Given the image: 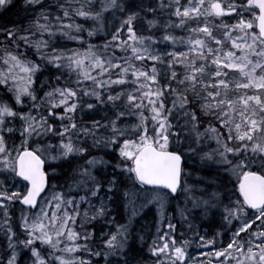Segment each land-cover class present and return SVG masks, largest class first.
Returning <instances> with one entry per match:
<instances>
[{
	"label": "snow or ice",
	"instance_id": "1",
	"mask_svg": "<svg viewBox=\"0 0 264 264\" xmlns=\"http://www.w3.org/2000/svg\"><path fill=\"white\" fill-rule=\"evenodd\" d=\"M17 11L21 23H0V264H132L130 242L145 240L132 221L153 205L154 264H264V0H22ZM165 13L174 19L161 36L141 34ZM78 18L108 39L53 47L85 43ZM174 22L188 35L170 34ZM161 39L186 47L162 53ZM157 63L171 71L161 77ZM209 134L216 147L201 151ZM197 156L200 171H187ZM208 164L212 177L201 175ZM181 192L184 206L168 213ZM117 200L127 220L93 243L90 222ZM217 216L220 229L201 234L195 221Z\"/></svg>",
	"mask_w": 264,
	"mask_h": 264
},
{
	"label": "trees",
	"instance_id": "2",
	"mask_svg": "<svg viewBox=\"0 0 264 264\" xmlns=\"http://www.w3.org/2000/svg\"><path fill=\"white\" fill-rule=\"evenodd\" d=\"M22 2V0H13V4L12 6L7 10L4 11L3 9H0V23H21L20 19H19V15L20 13H18L17 11V5H19ZM98 2V0H97ZM165 2H167V0H165ZM182 2H186V0H182ZM149 18H152L151 16H149ZM111 17L110 16H106L105 17V22L107 23L108 20H110ZM157 19L160 20V24L157 26H154L153 28H148L147 24L145 21H141V24L143 25L144 31L141 33L143 35H152V36H161L163 34V32L165 31L163 28V24L165 22L166 19H174L173 17L168 16L166 13L162 16L158 15ZM216 23V21H214ZM75 23H79L81 25L84 26V30L81 33L84 38H85V43H80V42H71V43H65V44H59L56 45L54 44L53 47H64V48H84L87 46V43H92L94 45H99L102 44L103 41L107 40L108 37L104 34L103 31L101 32H97L95 36L93 37H88L87 36V31L94 27V22L90 19L86 20L85 18H78L75 19ZM192 25H188V27H191ZM107 30V29H105ZM168 31L170 34L175 35L176 37H185L188 35L187 32V27L185 28H180L176 25V23L174 22L173 24L169 25L168 27ZM75 34V33H74ZM152 47L155 49H158L160 52L162 53H167L169 50L171 49H175L176 51H181L184 49V47H186L185 44H183L180 41H177L175 45L172 44V42L170 41H165V40H156L153 44ZM115 54L117 56H125L126 53L120 51V50H115ZM35 58V57H33ZM147 64H151L150 61L147 62ZM139 66V65H138ZM156 68H157V72L158 74H160V76L162 77L163 73L165 71H171V69H165L164 65L162 63H157L156 64ZM177 71H182L181 68L177 67L176 69ZM48 72H44L42 73L41 78L45 77V74H47ZM56 73H52V75H55ZM67 75V73H66ZM74 78V76H73ZM164 80L161 78V83H163ZM39 82L37 81V84ZM86 84L90 83V82H85ZM124 87L126 89H132L133 87H136V85H134L131 80L126 83L124 85ZM117 91H119V89H116ZM41 95H43V92L39 93ZM170 103V101H169ZM21 110H26V109H21ZM135 114L134 113H130L129 114V118L125 119L124 121H122L121 123L124 124H132L135 122L134 119ZM93 118H99V117H91V116H86L85 120H90ZM173 123H175V120L173 121ZM208 121H203L201 123V125L198 126V131L203 132L204 128L207 126ZM204 147L201 148V151H209L211 149H214L216 147V142L214 139L211 138V134H209L208 138L204 140ZM95 154V153H94ZM86 159V157H85ZM106 159L112 161L113 163L115 162L112 158L111 155L107 156ZM193 159L196 160L197 164H199V158L198 156L193 158V157H189V163H185L184 164V168H187L188 166H190V163L193 161ZM214 164H208L206 166H212ZM205 166V171L201 172L202 176L207 177L206 175L209 174V176H213L215 174V170H207L208 168H206ZM111 171V169H109ZM70 171V169H69ZM200 171L199 168L195 169L194 171H192L193 173ZM71 179V178H70ZM191 181H193L194 183H198L199 181L195 180V179H191ZM61 184H64V178L61 177L60 181ZM67 185L64 184V188L67 189ZM59 190V189H57ZM70 195L73 196H77L80 193L77 192L76 190H72L69 192ZM179 198V196H175V197H169L168 201L170 203V207H168L166 209V211L168 213H173L175 208H174V203L177 201V199ZM10 211L12 212V215L14 218H16V211L18 212V216L21 212L20 206L17 204L15 205L13 208L10 209ZM81 211H83V208H81ZM154 211H155V205L151 206L149 209H147L146 211H144L143 214L139 215L138 217L134 218L132 221L133 224V231H136V225L139 223L140 219H144L145 221H148L150 219V216H154ZM128 212H126L124 204L122 202H120L119 200H117V202L113 205V210L109 211L107 213V217L104 219L101 218H97L94 221H91L89 224V227H91L92 229H94L95 231V236L96 239L93 241V243H98L99 242V236L101 232H107V233H111L112 231H115V225L117 223H124L127 220L128 217ZM177 217V216H176ZM111 218L113 220V222L111 224L108 223V219ZM17 219V218H16ZM177 219V218H176ZM175 219V220H176ZM79 222V221H78ZM210 222V226H208L209 228H214L212 229V232L216 229V226L218 225V222L215 221H209ZM173 223H175V221H173ZM14 229L19 231V227L18 224H15L14 222ZM23 238V237H21ZM106 238V237H105ZM131 243V251L129 252L130 257L133 258L132 260V264H137V261L139 262V264H154V259L152 257H150V251L148 248V252L146 251V247H140L137 244V239L135 240V242H130ZM6 246H7V241L3 238L0 237V256H2L4 259H7V255L8 252L6 250ZM145 246L148 247L147 243H145ZM46 251V250H45ZM137 251V252H136ZM28 253L25 252L24 256H27ZM23 256L21 257V261L23 260ZM94 264H103V260L100 258H95L94 259Z\"/></svg>",
	"mask_w": 264,
	"mask_h": 264
},
{
	"label": "rangeland",
	"instance_id": "3",
	"mask_svg": "<svg viewBox=\"0 0 264 264\" xmlns=\"http://www.w3.org/2000/svg\"><path fill=\"white\" fill-rule=\"evenodd\" d=\"M217 22L219 23V20H217ZM190 182H191V180H189V183ZM177 206H180V207L184 206V193H182V192H181V196H180L179 200L174 203V208L175 209L177 208ZM189 207H190V205H189ZM177 217H178V219H180L178 215H177ZM153 218H155V219H152V221H145L144 219H140V222L136 225V231H141L142 234L145 236V240L144 241H141L139 238H137V240L139 242H143V243L146 242V243H149V244L152 243V237L156 234V228L158 226L157 222H156V216L153 217ZM167 223H168V221L165 219L163 221V224L166 225ZM217 227L219 229V226H217ZM208 230H210L209 232H212L211 228H209ZM196 247L197 246L195 245V248ZM199 250L206 251L205 249H202V248H200ZM150 255H151V257H153L151 253H150ZM193 255H195V253H193Z\"/></svg>",
	"mask_w": 264,
	"mask_h": 264
},
{
	"label": "bare ground",
	"instance_id": "4",
	"mask_svg": "<svg viewBox=\"0 0 264 264\" xmlns=\"http://www.w3.org/2000/svg\"><path fill=\"white\" fill-rule=\"evenodd\" d=\"M49 76V73H47V74H45V77H48ZM44 77V78H45ZM39 84V83H38ZM41 95V94H40ZM20 215V214H19ZM154 216H150V219L148 220V221H152V219H155V218H153ZM16 218L18 219L19 218V216H18V212L16 211ZM137 244L140 246V247H146V251L148 252V247L147 246H145V242L143 243V242H139L138 240H137ZM137 252V251H136Z\"/></svg>",
	"mask_w": 264,
	"mask_h": 264
},
{
	"label": "flooded vegetation",
	"instance_id": "5",
	"mask_svg": "<svg viewBox=\"0 0 264 264\" xmlns=\"http://www.w3.org/2000/svg\"><path fill=\"white\" fill-rule=\"evenodd\" d=\"M226 236H227V235H224V241H226Z\"/></svg>",
	"mask_w": 264,
	"mask_h": 264
},
{
	"label": "water",
	"instance_id": "6",
	"mask_svg": "<svg viewBox=\"0 0 264 264\" xmlns=\"http://www.w3.org/2000/svg\"><path fill=\"white\" fill-rule=\"evenodd\" d=\"M173 195H175V194H173Z\"/></svg>",
	"mask_w": 264,
	"mask_h": 264
}]
</instances>
